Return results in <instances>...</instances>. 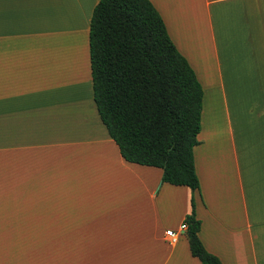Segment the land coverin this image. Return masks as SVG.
<instances>
[{"label":"crops","instance_id":"1","mask_svg":"<svg viewBox=\"0 0 264 264\" xmlns=\"http://www.w3.org/2000/svg\"><path fill=\"white\" fill-rule=\"evenodd\" d=\"M100 0H0V264H264V0H149L203 89L199 190L125 161L93 99ZM170 231L173 237L167 236Z\"/></svg>","mask_w":264,"mask_h":264},{"label":"trees","instance_id":"2","mask_svg":"<svg viewBox=\"0 0 264 264\" xmlns=\"http://www.w3.org/2000/svg\"><path fill=\"white\" fill-rule=\"evenodd\" d=\"M93 99L128 163L162 170L161 181L199 190L193 149L203 89L149 0H100L89 31ZM185 234L200 264H221L198 238L191 201Z\"/></svg>","mask_w":264,"mask_h":264},{"label":"built area","instance_id":"3","mask_svg":"<svg viewBox=\"0 0 264 264\" xmlns=\"http://www.w3.org/2000/svg\"><path fill=\"white\" fill-rule=\"evenodd\" d=\"M180 230H181V231L186 230V225H185V223H183V224L180 226ZM166 235H167V236H170V237H173V236H174V234H173L172 232H170V231H167V232H166Z\"/></svg>","mask_w":264,"mask_h":264}]
</instances>
